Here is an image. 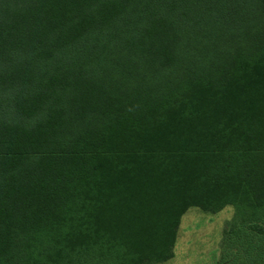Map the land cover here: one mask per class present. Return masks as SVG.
<instances>
[{
	"label": "trees",
	"instance_id": "trees-1",
	"mask_svg": "<svg viewBox=\"0 0 264 264\" xmlns=\"http://www.w3.org/2000/svg\"><path fill=\"white\" fill-rule=\"evenodd\" d=\"M227 206L264 264V0H0V264H160Z\"/></svg>",
	"mask_w": 264,
	"mask_h": 264
},
{
	"label": "rangeland",
	"instance_id": "rangeland-1",
	"mask_svg": "<svg viewBox=\"0 0 264 264\" xmlns=\"http://www.w3.org/2000/svg\"><path fill=\"white\" fill-rule=\"evenodd\" d=\"M234 214L230 206L217 213L189 208L180 217L172 257L160 264H252V255L247 261L245 255L239 254L230 263V257L223 253V234Z\"/></svg>",
	"mask_w": 264,
	"mask_h": 264
}]
</instances>
